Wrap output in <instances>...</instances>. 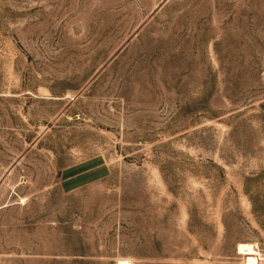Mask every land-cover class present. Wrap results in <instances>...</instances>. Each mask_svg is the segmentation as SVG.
<instances>
[{
	"label": "rangeland",
	"instance_id": "rangeland-1",
	"mask_svg": "<svg viewBox=\"0 0 264 264\" xmlns=\"http://www.w3.org/2000/svg\"><path fill=\"white\" fill-rule=\"evenodd\" d=\"M0 264H264V0H0Z\"/></svg>",
	"mask_w": 264,
	"mask_h": 264
},
{
	"label": "crops",
	"instance_id": "crops-1",
	"mask_svg": "<svg viewBox=\"0 0 264 264\" xmlns=\"http://www.w3.org/2000/svg\"><path fill=\"white\" fill-rule=\"evenodd\" d=\"M108 170L103 160L86 158L62 167L60 184L65 190H73L105 177Z\"/></svg>",
	"mask_w": 264,
	"mask_h": 264
}]
</instances>
